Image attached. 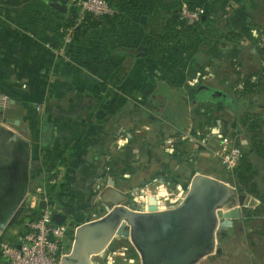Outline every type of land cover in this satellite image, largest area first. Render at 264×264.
<instances>
[{
  "label": "crops",
  "instance_id": "obj_1",
  "mask_svg": "<svg viewBox=\"0 0 264 264\" xmlns=\"http://www.w3.org/2000/svg\"><path fill=\"white\" fill-rule=\"evenodd\" d=\"M181 2L211 0H130L114 22L82 35L74 47L80 65L67 69L52 48L60 41L64 16L75 15V8L69 3L67 14H59L43 0H0V92L10 97L9 106L0 108V131L22 139L8 132V154L16 145L29 146L30 191H47L44 161L54 167L55 200L75 211L64 225L73 236L116 203L142 210L129 203L135 187L158 182L180 194L198 174L227 183L233 175L214 150L218 134L229 136L257 171L259 205L231 220L218 239L221 252L197 264H264V93L241 100L234 91L262 68L258 49L234 35L249 37L253 24L264 28V0L212 4L221 19L203 15L191 38L198 48L184 34L167 40L161 58L150 57L151 31H165ZM98 83L107 85V100L96 96ZM48 123L51 133L45 137ZM99 181L107 185L96 189ZM6 229L0 240L20 233ZM114 251L104 253L105 264H141L131 244ZM96 256L93 264L100 263ZM3 259L0 264H7Z\"/></svg>",
  "mask_w": 264,
  "mask_h": 264
},
{
  "label": "water",
  "instance_id": "obj_2",
  "mask_svg": "<svg viewBox=\"0 0 264 264\" xmlns=\"http://www.w3.org/2000/svg\"><path fill=\"white\" fill-rule=\"evenodd\" d=\"M43 1L61 14L68 12L70 0ZM200 89L212 90L206 85ZM50 127L48 123L45 137L51 133ZM9 134L22 140L11 131ZM29 159L30 148L24 143L16 145L0 161V231L22 212L29 184ZM39 197V208L46 207L45 193ZM258 205L259 199L252 193L198 174L176 207L159 209L157 198L149 195L143 210L116 203L103 217L80 225L71 252L61 264H93L92 257L104 252L118 234L130 237L141 264H197L204 257L220 253L222 245L218 239L224 227L233 219L248 216L249 210ZM74 213L72 207L66 206L55 211L52 220L65 225Z\"/></svg>",
  "mask_w": 264,
  "mask_h": 264
},
{
  "label": "built area",
  "instance_id": "obj_3",
  "mask_svg": "<svg viewBox=\"0 0 264 264\" xmlns=\"http://www.w3.org/2000/svg\"><path fill=\"white\" fill-rule=\"evenodd\" d=\"M70 4L76 10L74 25L61 31L60 41L52 48L54 56L58 59L60 65L67 69H73L80 65V60L73 49L75 26L80 25L87 14L98 18L113 16L118 13L105 0H70ZM205 11L204 6L197 5L191 8L188 3L183 2L178 7L177 15L185 23L186 27H196ZM210 15L215 20L221 19V15L216 8L211 10ZM234 33V31L230 32V34ZM248 33L249 37H243L242 35L234 36L241 43H249L258 49L262 57V68L258 73L250 77L256 83L252 92L245 90L242 83L234 86L235 95L241 100L248 99V97L254 96L257 93H264V28L253 24ZM197 44L195 42L193 46L198 48ZM197 78L201 79L200 77ZM9 104L10 97L0 92V108H5ZM37 111H42V104L37 105ZM215 140V156L221 162L223 169L233 175L243 156V148L241 145L234 143L229 136L222 133L218 134ZM177 154L180 155L181 153L177 152ZM57 179L58 175H55L46 180V183L55 184ZM103 181L97 182L96 189L107 185ZM150 184L154 186L153 190L150 189L149 184H146L142 188L143 194L146 195V199L149 195L155 196L158 200L159 209L176 207L184 200L188 193V191H182L180 194H176L166 184L158 182ZM41 192L45 193L46 207L40 208V213L34 218L26 220L24 224L25 230L20 232L15 239L0 240L1 256L7 260V264H61L62 259L71 252L68 245L70 241L73 245L75 236L71 237L64 225L56 224L52 220L53 213L62 209L55 198L47 191L38 188V195ZM36 203L39 202L37 201Z\"/></svg>",
  "mask_w": 264,
  "mask_h": 264
},
{
  "label": "trees",
  "instance_id": "obj_4",
  "mask_svg": "<svg viewBox=\"0 0 264 264\" xmlns=\"http://www.w3.org/2000/svg\"><path fill=\"white\" fill-rule=\"evenodd\" d=\"M105 1L119 12L126 6V4L130 0H105ZM221 1L222 0H211L209 4L201 5V6H204L206 9L204 15H206L207 17L208 14L211 12V10L215 8V7H211V5L212 4L216 5L217 3H220ZM181 3H179V6L181 5ZM189 6L191 8H194L197 5L190 2ZM75 16L76 14L71 17L64 16V20L62 22L63 30H66L67 27L74 25ZM118 17H119L118 13H116L113 16H104V17H98V18L94 17L91 14H87L84 17L83 22L80 25L75 26L74 28V37H75L74 40L75 41H74L73 49L75 45H77V43L80 41L82 35L87 33L90 29H97L100 27L101 24L108 23V22H114ZM205 20L206 19L203 20L201 17V20L198 22L196 27H191V26L186 27L185 23L179 19V16L177 15V13L172 15V17L168 20L165 26L166 27L165 31L164 30L162 31L161 29H155L151 31V34H150L151 37H150L149 46L147 49L149 56L154 59L161 58V56L167 51V47H166L167 40L171 37L172 39L174 38L180 39L182 35L184 34L188 35L189 39L191 40L190 42H193L192 47L195 49L196 47H194L193 45L195 42L199 43V41L195 38L194 39H191V38H193L195 31H197L198 25L204 22ZM197 45L199 46L200 43ZM243 86L245 90L252 92L254 90V87L256 86V83L253 82L251 78L249 77L245 80V83L243 84ZM106 87L107 85L105 83L97 84L96 96L102 101L107 100L111 95L110 92H108L106 96L102 95V92L106 89ZM177 152L181 153L179 149H177L175 153L177 154ZM72 159H73V155H71L70 157V160ZM44 166L46 167V170L48 171V176L46 180L56 175V172L54 171V167L51 164L44 161ZM256 173L257 171L255 167L249 161L248 156L243 149V156L240 160L239 165L236 167L233 173V177H231V179L234 181V185L241 192H251L252 194H255L257 192L256 184L254 182V177ZM46 184H47V192L53 198H57V193H55L54 191L55 185L50 184V183H46ZM63 186L64 185L61 186L62 189L64 188ZM262 202L264 203V196L262 197ZM37 215L38 213L36 214V216Z\"/></svg>",
  "mask_w": 264,
  "mask_h": 264
},
{
  "label": "rangeland",
  "instance_id": "obj_5",
  "mask_svg": "<svg viewBox=\"0 0 264 264\" xmlns=\"http://www.w3.org/2000/svg\"><path fill=\"white\" fill-rule=\"evenodd\" d=\"M3 118H4L3 115L0 113V123L2 122V119ZM11 126L13 127V125H11ZM0 132H2V134H4L3 133L4 131H0ZM229 176L230 175L227 176L228 178H226V182L229 185L236 187L234 185V181ZM149 185H150L149 186L150 189L153 190L154 186L152 184H150V183H149ZM143 187H144V185H141L139 187H135V189H131V191H129V193H128L129 194V203H134V205L137 207V209H140L141 208L142 210L144 209L142 205L147 200L146 199V195L143 194V190H142ZM136 188H138V189H136ZM253 195H255L257 197L256 194H253ZM37 197L39 198L38 193L37 192H34L32 190L30 191L29 190V187H28V191L26 193L25 199H24V201L21 204V206H22V213H20V215L15 219L14 223L11 224V226H9V228L6 229L7 232H11L12 230H16L18 232L24 231L25 230L24 224H25L26 220H28L29 218H34L37 213L38 214L40 213L39 203H36V204L34 203V201L37 199ZM59 203L60 202L58 201V204ZM32 205H34V206H32ZM69 234H70V236L71 235L73 236V231L72 232L69 231ZM130 244L133 245L132 242H131V240H130V237L129 236L123 235V234H118L111 241V243L105 249V251L102 252V253H100L99 254L100 256L99 255L96 256V259H99V262H100L99 264H105V263H107V260L104 257V253L105 254H107L109 252L115 253L114 250L116 249L117 246H123V247L129 248V245ZM133 247H134V245H133ZM134 249H136V248L134 247ZM127 253H128V251H127ZM2 259L0 257V262H2ZM3 260H4V262H7V260H5V258Z\"/></svg>",
  "mask_w": 264,
  "mask_h": 264
},
{
  "label": "flooded vegetation",
  "instance_id": "obj_6",
  "mask_svg": "<svg viewBox=\"0 0 264 264\" xmlns=\"http://www.w3.org/2000/svg\"><path fill=\"white\" fill-rule=\"evenodd\" d=\"M5 131V130H4ZM4 134H2V132H0V161H2V159H4V156L6 155V154H8V147H7V145H6V143H5V141H6V136H8V131L6 132H3ZM63 210V209H62ZM22 213V212H21ZM14 223V222H13ZM12 223V224H13ZM9 226H11V225H7V227H9ZM6 227V228H7ZM5 228V229H6ZM1 255V254H0Z\"/></svg>",
  "mask_w": 264,
  "mask_h": 264
}]
</instances>
